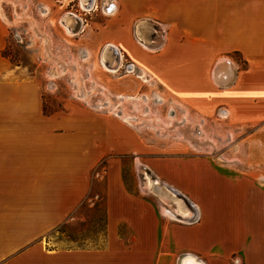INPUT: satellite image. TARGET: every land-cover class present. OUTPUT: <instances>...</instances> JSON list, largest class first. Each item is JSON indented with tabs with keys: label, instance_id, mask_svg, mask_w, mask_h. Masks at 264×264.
Listing matches in <instances>:
<instances>
[{
	"label": "crops",
	"instance_id": "1",
	"mask_svg": "<svg viewBox=\"0 0 264 264\" xmlns=\"http://www.w3.org/2000/svg\"><path fill=\"white\" fill-rule=\"evenodd\" d=\"M89 1L92 11L101 4L102 28L81 17L77 35L120 55L118 71L129 57L126 75L138 69L162 84L169 104L188 115L184 123L224 119L254 128L244 142L264 140V0ZM4 48L0 31V264H264V178L250 169L254 149L227 160L155 146L125 109L67 101L48 113L44 80ZM104 161L105 243L51 246L49 236L93 200Z\"/></svg>",
	"mask_w": 264,
	"mask_h": 264
},
{
	"label": "rangeland",
	"instance_id": "2",
	"mask_svg": "<svg viewBox=\"0 0 264 264\" xmlns=\"http://www.w3.org/2000/svg\"><path fill=\"white\" fill-rule=\"evenodd\" d=\"M82 2L86 8L78 5V0H0V31L5 40L3 53L15 65L29 68L44 80L46 112L65 110L67 101L112 114L125 109L127 115L140 118L138 129L145 140L155 146L188 147L193 153L210 152L227 160L236 158L237 149H254L255 163L250 169L254 176L264 178V140L261 136L247 143L243 140L254 128L236 127L213 117H195L193 121L190 118L184 123L188 115L180 107L169 104L162 84L155 79L139 78L138 69H130L134 73L126 75L129 57L119 71L118 68L110 70L104 63L107 64V57L110 59L107 65L114 66L117 62L109 48L100 44L93 47L77 35L80 31L73 33L78 26L73 13L85 18L94 30L103 25L101 20L105 16L101 4L92 11L89 0ZM91 27L88 29L92 30ZM123 82H130L133 89L124 92V88H118ZM85 94L90 103H83ZM172 114L176 117L172 118ZM229 148L233 151L222 156L224 149ZM104 169L105 161L98 165L95 173L90 193L93 200L80 206L76 219L61 225L49 236L51 246H103L106 233Z\"/></svg>",
	"mask_w": 264,
	"mask_h": 264
},
{
	"label": "bare ground",
	"instance_id": "3",
	"mask_svg": "<svg viewBox=\"0 0 264 264\" xmlns=\"http://www.w3.org/2000/svg\"><path fill=\"white\" fill-rule=\"evenodd\" d=\"M80 21H81V20H80ZM81 23L83 24V22H81ZM81 23H80V24L78 23V26H77V28H76V31H77V32H79V31L81 30V27H82V24H81ZM145 45L148 46L147 43H145ZM105 53H106V52H105ZM104 58H106L105 55H104ZM104 58H103V59H104ZM106 61H107V60H106ZM103 62H104V60H103ZM104 63H105V65H106L110 70H116V69L118 68V66H119V64H117V63H116V65H114V66H109V65L106 64V62H104ZM120 64H121V63H120ZM178 209L181 211V209H180L179 207H178ZM186 264H195V261H193V260L190 259L189 262H187Z\"/></svg>",
	"mask_w": 264,
	"mask_h": 264
},
{
	"label": "flooded vegetation",
	"instance_id": "4",
	"mask_svg": "<svg viewBox=\"0 0 264 264\" xmlns=\"http://www.w3.org/2000/svg\"><path fill=\"white\" fill-rule=\"evenodd\" d=\"M85 5V4H84ZM73 15H74V18H75V20L77 21V23H81V22H83V19L79 16V15H77V14H75V13H73ZM81 20V21H80ZM82 24V23H81ZM75 28V27H74ZM73 29V28H72ZM73 30H76V28L75 29H73ZM119 57L120 58H118V59H115V62H117V64H119V67L121 66V60H122V58H121V56L119 55ZM107 64H109L110 65V62L108 61L107 62ZM119 67H118V69H119Z\"/></svg>",
	"mask_w": 264,
	"mask_h": 264
},
{
	"label": "built area",
	"instance_id": "5",
	"mask_svg": "<svg viewBox=\"0 0 264 264\" xmlns=\"http://www.w3.org/2000/svg\"><path fill=\"white\" fill-rule=\"evenodd\" d=\"M91 5H92L91 9H93V7L95 6V1H94V2H92V4H91ZM129 65L133 66V65H132V63H130ZM126 67H127V66H126Z\"/></svg>",
	"mask_w": 264,
	"mask_h": 264
}]
</instances>
